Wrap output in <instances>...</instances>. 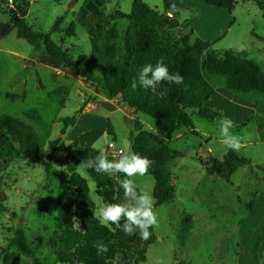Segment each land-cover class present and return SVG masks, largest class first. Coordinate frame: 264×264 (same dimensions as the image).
Segmentation results:
<instances>
[{"label": "trees", "instance_id": "1", "mask_svg": "<svg viewBox=\"0 0 264 264\" xmlns=\"http://www.w3.org/2000/svg\"><path fill=\"white\" fill-rule=\"evenodd\" d=\"M199 1L227 11H232L235 5L234 0ZM4 2L0 0V12L8 14L10 20L0 22V41L15 29L17 38L26 40L32 46L38 63L55 70L67 71L70 76L81 77L86 83H97L110 99L122 98L136 109L129 141L132 152L146 156L153 162L146 175L154 178L152 195L156 207L174 200L177 177L168 169V165L183 155L165 138L183 128H193L192 115L209 122L219 121L224 117L221 112L204 106L216 88H226L253 103L259 128L264 130L262 64L245 50L230 48L219 52L213 49L210 41L196 38L191 42L193 30L183 37L181 44L175 42L169 33L179 27L177 17L182 8L179 3L163 0L164 11L160 13L144 0H134L131 12L126 14L129 25L121 33L116 24L111 25V16L105 13L100 2L88 3L81 10L79 18L80 21L86 20L92 54L81 53L74 58L64 44L67 38L76 36L75 23L72 22L64 31V37L56 42L52 39V34L62 33L61 26L65 17H59L51 30L44 33L33 29L25 21L28 15L27 4H16L14 9H3L1 3ZM257 3L264 14V0ZM253 35L264 42L263 36L255 32ZM159 60H163L170 73L181 74L183 84L169 85L166 81L163 82L158 90L169 89L164 96L154 95L151 89L145 90L139 85L135 90L132 89L131 83L138 78L142 66L155 65ZM38 84L45 89L39 76ZM69 93V88L59 87L49 92V96H68ZM6 98L12 101L25 100L27 95L7 93ZM64 104V100L59 101L61 107H65ZM82 110L83 108L75 115L61 120L62 130L54 139L51 138L53 125L45 121L36 110L27 111L25 116L34 121L42 132L19 118L0 114V174L21 156L33 165L50 170L52 165L41 158L44 152L49 158L58 153H66L68 158L82 162L92 159L93 155L98 154L97 149L67 145L63 139L75 125ZM140 115L152 118L155 128L147 129L138 118ZM246 124H237L234 129ZM107 132L114 135L110 122ZM198 160L210 176L226 182L231 180L240 167L251 164L250 160L231 149L221 160L214 157ZM84 169L95 182L97 193L106 205L124 202L123 190L116 188L112 178L107 174L97 173L94 169ZM55 176L63 182L56 202L58 224L48 243L57 258L56 264H147L148 249L157 240L154 227L149 229L151 235L147 240L140 237L139 231L133 236L125 235L120 229L112 231L115 225L106 227L94 215L95 204L90 198V188L85 178L72 167L65 172L58 171ZM120 178H124L123 174H120ZM6 200L7 195L0 184V214L9 212V207L4 204ZM73 217L78 222H74ZM184 220L190 229L192 217L185 215ZM97 241L108 245L107 253H97L94 246ZM11 244L22 254L33 258L35 264H44L36 257L23 229H16ZM177 264L189 262L178 260Z\"/></svg>", "mask_w": 264, "mask_h": 264}, {"label": "rangeland", "instance_id": "2", "mask_svg": "<svg viewBox=\"0 0 264 264\" xmlns=\"http://www.w3.org/2000/svg\"><path fill=\"white\" fill-rule=\"evenodd\" d=\"M4 1L1 3L3 9H14L16 4L21 6L27 4L28 15L25 21L33 29L44 33L51 30L59 17H65L61 26L62 33L52 34V39L56 42L64 37V31L69 25L72 22L75 23L76 36L67 38L64 47L69 49L74 58H77L81 53L92 54L90 34L85 26L86 20L80 21L79 18L81 10L88 3L100 2L105 13L111 16V25L116 24L121 33L129 25L126 14L131 12L134 0ZM144 1L163 13V0ZM171 1L182 6L178 16V21L181 23L178 28L169 33L170 38L175 42L181 44L183 37L191 31L190 22L195 28L191 42L196 38H201L212 42L213 49L219 52L230 48L248 51L264 68V42L253 35L255 32L264 37V14L258 6L259 0H234L235 5L232 11L208 6L199 0ZM9 20L8 14L0 12V22H9ZM15 33L14 29L5 38L2 47L14 49L20 54L37 56L32 46L26 40L17 38ZM23 65L24 61L21 58L0 50V114L19 118L27 125L42 132L34 121L25 116L27 111L36 110L45 121L53 125L51 136L53 139L62 130L61 120L63 118L75 115L80 105L82 108H87L89 103H96V99L103 90L97 83H86L80 77L81 85L77 78L70 76L67 71L59 70L57 73L54 68L42 64L38 65L37 69L32 67L26 69L23 72L25 79L16 80L15 76ZM38 76L45 89L38 85ZM59 87H68L69 95L49 96V92ZM6 93H26L27 98L12 101L6 98ZM60 100L65 101V107L59 105ZM91 114L98 119L110 121L114 135H107L102 128L98 127L96 131L85 134L80 144H90L98 150V154L106 150L110 142H113L117 148H121L122 154L131 150L129 137L133 129V117L128 116L120 108L118 111H112L110 107L101 105V101L98 109ZM138 118L144 121L143 124L147 129H150L149 126L155 128L152 118L144 115ZM192 119L193 128H183L165 138L183 155L168 165V169L177 177L174 200L159 207L154 204V212L158 219V227H154V232L157 240H162V242H156L149 247L147 264H177L176 259L188 262L192 258L197 261L201 254L204 255L205 263L208 259L222 255L228 248L224 246L225 243L232 244V237H228L226 228L237 223L240 217L247 215L246 209L248 211L252 209L256 193L264 189V167L263 169H257L254 166L248 169L239 168L229 182L210 176L198 159H204L206 149L210 146L216 148L217 156H221L222 150L223 152L226 150L225 145L216 140L222 138L219 132L220 120L209 122L196 115H192ZM251 127L250 125L246 128H233L231 131L239 135L241 139H245L252 135ZM204 130L211 132L214 139L204 135ZM63 139L67 145L74 146L69 132L63 136ZM221 147L222 150H220ZM106 152L109 153V160L118 159L120 156ZM247 152L256 159L264 156V148L260 150L252 148ZM247 152L238 153L244 156ZM41 158L50 163L52 169L46 170L43 166L33 165L21 156L11 163L4 173L0 174V184L7 195L4 204L9 207V212L0 214V264H35L33 258L22 254L17 247L11 244L16 229L25 231L36 257L42 263L56 264L57 258L48 243L58 224L56 202L63 186L61 179L55 176L58 171L65 172L67 168L72 167L87 180L90 188L89 195L95 204V213L101 206L106 205L102 197L98 195L93 179L83 166L79 167L82 161L70 159L66 153H58L49 158L44 152ZM246 166L248 167L249 164ZM209 177H212L213 183L206 180ZM110 178L113 179L118 189L120 186L116 183V178ZM132 179L138 185L139 190L143 189L152 195L155 184L152 176H136ZM237 201L240 202L241 209L236 208ZM202 212L204 223H200ZM185 215H193L195 219L197 217L196 224L193 223L190 229L187 228V222L184 220ZM77 227L80 228L78 225ZM263 227L255 238H259L263 232L261 253L264 259ZM257 228L256 224L248 222L242 229V233L253 232Z\"/></svg>", "mask_w": 264, "mask_h": 264}, {"label": "crops", "instance_id": "3", "mask_svg": "<svg viewBox=\"0 0 264 264\" xmlns=\"http://www.w3.org/2000/svg\"><path fill=\"white\" fill-rule=\"evenodd\" d=\"M189 26L191 30L195 31V28L190 22H189ZM4 40L5 38L0 41V50L5 51L10 55L19 57L24 61V65L22 66L20 70H18L15 76L16 80L25 79L23 72L26 69H29L31 67L37 69V66L41 65L40 63L37 62V56L33 54H29V55H26V53L20 54L18 53V51L14 49L3 48L2 44ZM58 71L59 70H56L57 73ZM77 80L82 85L80 77L77 78ZM88 90L92 92L91 89H88ZM100 101H101V105L110 107L112 111L119 110L117 102L114 99H110L105 93V91L102 90L98 98L96 99V103H89L87 105V108H83L82 112L77 117V121L75 125L68 130L69 137L73 141L74 145H80L84 147H93L90 144H80V141L81 139L83 141L84 139L83 136L85 134H88V132L90 131L92 132L96 131L98 127L102 128V131L108 135L107 130H108V123L110 121L104 120V119H98L97 117H95V115L93 116L91 114L93 113L94 110L98 109ZM204 106L207 108L213 109L215 111H219L223 114V116L231 118L234 121L235 125L246 122L247 124L243 127L246 128V126L247 127L250 125L252 126L251 127L252 135L250 136V138L241 139V143L243 146L241 147L239 151H236L237 153L244 152V151L247 152L249 149H252V148H254L255 150H260V148H264V130H260L259 128V121L256 119V109L253 103L232 93L226 88L220 87V88H216L213 96L204 104ZM81 108L82 106L80 105L79 109ZM142 122L144 121L142 120ZM149 127L151 130H153L152 126H149ZM204 135H207L209 136V138L212 137V139H214V135H212V133L209 131L204 130ZM216 140L220 144H223L222 138H219ZM206 150H207V153L204 154V160L210 157H214V158L221 160L223 159L224 155L230 149L226 148V150L223 152L222 147H221L220 148V150H222V152L220 153L221 156H217L216 148H213L210 146V147H207ZM104 151H108L107 148ZM248 153L249 152H247V155H244V157L250 160L251 164L248 167L247 166H243V167L248 169L250 168V166L252 167L254 166L256 168L260 166H264V156H262L261 159H256L250 154L248 155ZM96 155L97 154L93 155L92 159H94ZM206 180H208L210 183L214 182L212 177H209V179L206 178ZM206 180L204 182H206ZM236 208L241 209V204L238 201H237ZM246 211H247L246 216L240 217L237 223H234L232 226H229L226 228L227 230L226 233L228 234V237L229 238L232 237V242H231L232 244H230V242H226L224 245V246H227L229 249L228 248L225 249L222 255L218 256L217 258L208 259V261L205 263H204V255L201 254L199 257V260L197 261H195L194 258L189 259L188 261L189 264H196V263L198 264H264L263 254L261 253V248L263 246L261 236L263 235V232L260 234L261 236H259V238L257 239L255 238L258 234V231L262 229V226H264V189L262 192L258 191L256 193L255 201L252 206V209H250L249 211L246 209ZM190 216L192 217L193 223L196 224L197 217L195 219L193 215H190ZM201 217H202V220H200V223H204V213L203 212H202ZM212 218L214 217L212 216ZM248 222H252L253 224H256L258 228L254 229L253 232L242 233V229L245 228V225ZM156 242L161 243L162 240H157ZM175 262L177 263V259Z\"/></svg>", "mask_w": 264, "mask_h": 264}, {"label": "clouds", "instance_id": "4", "mask_svg": "<svg viewBox=\"0 0 264 264\" xmlns=\"http://www.w3.org/2000/svg\"><path fill=\"white\" fill-rule=\"evenodd\" d=\"M165 81L169 85H181L184 78L179 73H170L163 60H159L155 65L142 66L138 78L133 79L131 88L135 90L139 85L145 90L151 89L154 95L164 96L169 89L158 90V88ZM234 127V121L229 117L224 116L219 121L222 143L227 149L239 151L243 145L240 136L231 131ZM108 155L106 151H100L94 159L84 161L79 167L94 169L97 173L115 177L116 183L123 190L124 202L101 206L94 215L106 227L115 225L112 231L120 229L127 236H133L139 231L140 237L147 240L151 235L149 229L158 227L154 200L147 191L143 189L138 191V185L132 178L146 175L153 162L130 149L118 159L109 160ZM120 174H123L124 178H120ZM73 221L78 222L76 217H73ZM94 246L98 254L107 253L109 250L108 245L103 241H97Z\"/></svg>", "mask_w": 264, "mask_h": 264}, {"label": "water", "instance_id": "5", "mask_svg": "<svg viewBox=\"0 0 264 264\" xmlns=\"http://www.w3.org/2000/svg\"><path fill=\"white\" fill-rule=\"evenodd\" d=\"M117 102L118 107L123 110L128 116L133 117L136 109L131 107L128 103H126L122 98L114 99Z\"/></svg>", "mask_w": 264, "mask_h": 264}, {"label": "built area", "instance_id": "6", "mask_svg": "<svg viewBox=\"0 0 264 264\" xmlns=\"http://www.w3.org/2000/svg\"><path fill=\"white\" fill-rule=\"evenodd\" d=\"M168 15L172 17V14L170 13ZM107 150L115 155H121L123 153V150L119 147L117 148L113 142L108 143Z\"/></svg>", "mask_w": 264, "mask_h": 264}]
</instances>
